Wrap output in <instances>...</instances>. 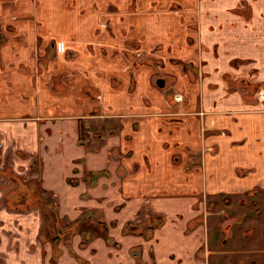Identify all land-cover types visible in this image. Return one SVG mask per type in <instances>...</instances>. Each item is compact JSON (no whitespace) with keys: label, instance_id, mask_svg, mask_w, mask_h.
Here are the masks:
<instances>
[{"label":"crops","instance_id":"crops-1","mask_svg":"<svg viewBox=\"0 0 264 264\" xmlns=\"http://www.w3.org/2000/svg\"><path fill=\"white\" fill-rule=\"evenodd\" d=\"M40 1V34L55 39L64 81L50 79L53 66L40 83L33 71L0 76V264H218L207 196L264 195V101L248 96L264 88V0H137L143 18L131 19V0ZM94 2L114 39L96 33ZM130 28L160 47L138 46L146 61L129 65L133 82L120 68L134 44L119 31ZM202 122L214 129L202 134ZM48 217L83 219L59 240L44 233ZM128 223L152 231L128 233Z\"/></svg>","mask_w":264,"mask_h":264},{"label":"rangeland","instance_id":"rangeland-1","mask_svg":"<svg viewBox=\"0 0 264 264\" xmlns=\"http://www.w3.org/2000/svg\"><path fill=\"white\" fill-rule=\"evenodd\" d=\"M136 1L137 0H131L127 12L122 14V19H124L125 16H128L129 19H131L142 15H140L139 10H136ZM152 3H154V1H151L148 4L152 6ZM40 5V0H29L27 3H22L20 0H0V76L3 75L2 73L4 71H8L10 69L27 72L33 71V81L37 83L40 81L41 75L53 66L54 70L51 71V74H49L50 79L52 78L53 83H57L58 79L64 81V79H62L64 72L61 68V62L58 61V56L55 57L57 54L55 39L53 38L52 40H47L40 34V27L43 26V23L38 20ZM93 7L96 9V33L103 34L106 32L109 35H112L114 39L115 27L113 25V21L103 17V11L100 10L97 2L93 3ZM24 8H26L29 15L23 16L18 13L19 10ZM109 11L115 12L116 10L110 7ZM44 13L47 19L48 16L53 15L46 12ZM61 15L63 17L61 22L67 24L70 20V15L66 13ZM82 15L85 16L88 14L84 12ZM88 16H90V14ZM141 18H143V15ZM29 20V23H25V21ZM119 33L122 34V42L134 44V49H129V46L124 47L126 58L122 61L120 66L124 72L131 75L133 82V71L130 70L131 68L129 65L137 67L138 61L139 64L146 61H140L141 53L138 51V46L142 47V49L150 50L151 52L156 51L160 47L155 48L156 46L148 44V37L146 33L139 29L136 30L134 28H130L127 32L125 30H121ZM88 48L92 53V43ZM110 54L112 57H116L117 55L114 54V52H111ZM7 57H9V60L11 59L8 63L5 61V58ZM159 61H161L162 64L163 60ZM172 61L174 65L180 66L175 59ZM113 68L114 67L111 66V69ZM193 71L196 73V76H198L199 68L191 66V69H189V72L193 76L192 79L194 80L195 76L193 75ZM81 72H83V70H80V73ZM166 78L164 77L165 80ZM173 78H170L171 80L167 78L170 84L174 83L175 79ZM167 80L165 87L169 84ZM241 80L248 82V77L244 76ZM251 84L253 85V83ZM260 91L255 92V90H253L252 92V90H250L248 91V96L255 100L258 98ZM177 95H182L183 100L177 101V99H175ZM167 97L178 103H186L189 98L187 94L182 92H172L169 93ZM197 111L201 114L200 117L202 119L203 116H205V112H203L205 110L200 108ZM27 116L28 115H25V118ZM18 124L19 123L17 122L12 123L14 126H17ZM201 124V131L204 135L214 129L208 128L203 122ZM212 126L216 127L214 120L212 121ZM87 130L88 126L86 123L83 120L82 122L80 121V136L83 140L86 139L88 135ZM219 133L222 136L226 135L225 131L222 129H219ZM205 150H209V148L205 147ZM198 154L201 155L202 152L200 151ZM262 193L264 194V192ZM248 195L250 196V193H248ZM259 195L253 198L246 196L235 200H232L229 197L218 199L219 197L217 196H207L208 215H210V218L214 219L215 222L217 220V226L219 225V230L217 232L215 229L216 223L213 228L211 227L209 229L210 232H216V236L215 234L213 235L209 233V241L211 240V243L213 244L209 245V248H212V250L218 254L215 258H212L211 261L215 263L218 262V264H236L238 262L244 264V260H246L247 257H252L253 260H258V263L254 261L253 263L249 262L248 264H264V262H262L264 259L262 261L259 259L260 256H264V195L263 197H259ZM61 224L66 225V222H62ZM233 224L234 226L237 225V228L239 229L237 234L234 232L236 237L232 236V230L230 232L231 225L233 226ZM45 226L46 228L44 233L48 234L49 239H51L52 236L56 235V223H54L52 217L47 218ZM84 233L89 236L92 235V232L84 231ZM86 238L91 240L89 237ZM59 240L65 239L63 237ZM227 240L231 241L228 246H226ZM57 245L58 243L56 244V247ZM218 257L219 259L217 260Z\"/></svg>","mask_w":264,"mask_h":264},{"label":"trees","instance_id":"trees-1","mask_svg":"<svg viewBox=\"0 0 264 264\" xmlns=\"http://www.w3.org/2000/svg\"><path fill=\"white\" fill-rule=\"evenodd\" d=\"M82 219L77 220L75 222H71L69 224H66L63 227L59 223L56 224V229L58 231V234L56 235V239H61V238H63V235L68 234L69 232L76 231L77 227L81 223ZM149 226L150 225H148V224H146L145 226H141V225H134V224L128 223L126 226V230H128V231H126V232L136 233V234H147V233L150 234V232L152 231V228Z\"/></svg>","mask_w":264,"mask_h":264},{"label":"flooded vegetation","instance_id":"flooded-vegetation-1","mask_svg":"<svg viewBox=\"0 0 264 264\" xmlns=\"http://www.w3.org/2000/svg\"><path fill=\"white\" fill-rule=\"evenodd\" d=\"M261 90V91H260ZM260 91L259 95H258V99L260 101H264V89H259L258 92Z\"/></svg>","mask_w":264,"mask_h":264},{"label":"built area","instance_id":"built-area-1","mask_svg":"<svg viewBox=\"0 0 264 264\" xmlns=\"http://www.w3.org/2000/svg\"><path fill=\"white\" fill-rule=\"evenodd\" d=\"M175 99H177V101H182L183 100V96L182 95H177L175 97ZM3 146L2 142L0 141V148Z\"/></svg>","mask_w":264,"mask_h":264}]
</instances>
